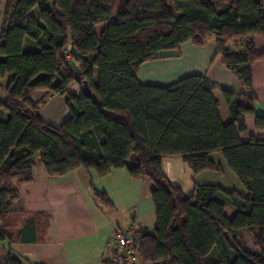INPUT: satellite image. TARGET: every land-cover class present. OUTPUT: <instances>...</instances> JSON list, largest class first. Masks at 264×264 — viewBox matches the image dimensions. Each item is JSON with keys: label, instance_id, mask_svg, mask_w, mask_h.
I'll list each match as a JSON object with an SVG mask.
<instances>
[{"label": "trees", "instance_id": "1", "mask_svg": "<svg viewBox=\"0 0 264 264\" xmlns=\"http://www.w3.org/2000/svg\"><path fill=\"white\" fill-rule=\"evenodd\" d=\"M221 1L227 10L211 0H0V80L12 76L0 100V242H18L8 220L39 159L52 178L127 170L136 181H153L158 227L136 239L142 264H264V140L240 139L248 117L264 132L256 100L202 76L169 87L138 80L141 67L161 53L215 38L218 57L253 90V66L264 60L255 45L264 38V0ZM72 62L83 65L81 75ZM75 83L80 96L68 92ZM39 90L68 96L71 117L60 129L41 119L32 101ZM216 153L247 196L210 185H196L187 196L163 174V160L173 157H183L196 175L220 172ZM95 196L111 206L106 195ZM229 205L237 212L232 221ZM245 234L257 251L243 249ZM0 264L32 263L0 248Z\"/></svg>", "mask_w": 264, "mask_h": 264}, {"label": "crops", "instance_id": "2", "mask_svg": "<svg viewBox=\"0 0 264 264\" xmlns=\"http://www.w3.org/2000/svg\"><path fill=\"white\" fill-rule=\"evenodd\" d=\"M211 1L222 11L228 9L226 4L219 6ZM2 9L0 36L5 22ZM29 44L26 41V50ZM255 45L258 53L263 54L264 38H256ZM228 47L238 52L233 44ZM194 76L207 78L221 90L255 99L256 113L264 117V60L254 64L253 90H247L218 57L215 38L202 47L189 41L176 51L161 53L158 59L141 67L138 80L144 86L169 87ZM11 79L12 76H7L0 80V100L4 99V90ZM68 92L80 96L81 88L75 83ZM32 101L39 105L40 117L50 127L60 129L71 117L68 96L39 90L33 94ZM246 126L247 133L240 135L242 143L264 140V132L257 129L255 117H248ZM211 158L221 168L220 172L196 175L183 157H173L163 160V174L174 188H180L187 196H194L196 185L215 186L247 196V189L229 167L224 154L216 153ZM19 189L18 211L8 220L9 230L18 242L10 247L9 241H3L0 248L12 250L32 264H107L109 244L116 234L137 239L141 233H154L158 227L152 197L155 184L150 179L136 181L127 170L112 171L100 178L95 171L80 169L52 178L38 159L33 180ZM95 192L106 195L111 206L102 205ZM220 198L223 199V194ZM236 215L230 205L226 207L225 216L230 221ZM212 259L217 260L216 254Z\"/></svg>", "mask_w": 264, "mask_h": 264}, {"label": "built area", "instance_id": "3", "mask_svg": "<svg viewBox=\"0 0 264 264\" xmlns=\"http://www.w3.org/2000/svg\"><path fill=\"white\" fill-rule=\"evenodd\" d=\"M135 231L134 229L133 232ZM139 249L140 247L135 237L118 233L109 244L107 264H142Z\"/></svg>", "mask_w": 264, "mask_h": 264}, {"label": "rangeland", "instance_id": "4", "mask_svg": "<svg viewBox=\"0 0 264 264\" xmlns=\"http://www.w3.org/2000/svg\"><path fill=\"white\" fill-rule=\"evenodd\" d=\"M217 5L221 6L222 1L221 0H213ZM4 7H5V3L2 6V10L4 11ZM78 66L80 67V69L83 68V65L81 63H78ZM81 88V87H80ZM244 240L246 241V245L244 246L243 249L251 251V252H255L257 251V249L254 248L253 246V238L247 234L244 235ZM239 244H243V238L239 241Z\"/></svg>", "mask_w": 264, "mask_h": 264}, {"label": "water", "instance_id": "5", "mask_svg": "<svg viewBox=\"0 0 264 264\" xmlns=\"http://www.w3.org/2000/svg\"><path fill=\"white\" fill-rule=\"evenodd\" d=\"M70 68H71V70H72L74 73H76L77 75H81V69H80V67L78 66V64H77L76 62H72V63H70ZM84 86H85V91H86L89 95H92V93H91V91H90L88 85L85 83Z\"/></svg>", "mask_w": 264, "mask_h": 264}]
</instances>
